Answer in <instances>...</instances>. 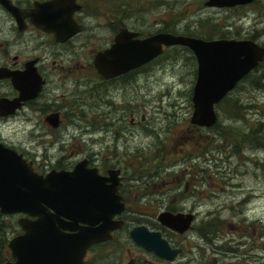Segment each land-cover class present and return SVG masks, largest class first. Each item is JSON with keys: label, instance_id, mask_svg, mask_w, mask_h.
<instances>
[{"label": "rangeland", "instance_id": "rangeland-1", "mask_svg": "<svg viewBox=\"0 0 264 264\" xmlns=\"http://www.w3.org/2000/svg\"><path fill=\"white\" fill-rule=\"evenodd\" d=\"M204 1L158 0V6L152 0H128V4L143 6V12L136 16L146 24L175 21V30L183 33L194 31L203 37L248 36L251 15L241 22L237 10L205 6ZM259 39L264 40V31ZM144 70L136 90L128 85L122 91L128 108L134 110L137 106L139 112L138 123L132 126L128 123L122 140L102 138V123L110 120L105 118L110 103L104 102L93 108L96 128L93 138L85 133L84 140L55 139L46 124L38 125L35 120L23 118L0 119V132L40 169L48 167L49 161L56 164L61 159L70 163L90 154L95 162L106 161L121 167L127 185L135 193L143 191L158 198L166 196L172 186L180 185L174 193L187 186L185 199L171 201L170 206L197 210L195 231L210 226L218 230L214 236L208 235L214 238L212 244L200 237L201 247H216L225 243V239H233L238 254H229L227 244L217 253L210 247L202 250L192 239L195 244L191 248L186 245L185 251L189 253L180 264H192L190 261L195 264L201 258L213 262L214 257L220 264H264V237L258 236L264 227V64L228 94L245 106L241 109L242 117L229 119L224 105L217 106V129L197 128L190 122L197 62L189 49L170 48ZM167 206L145 200L132 204L128 206L130 224L151 225L155 222L152 214L158 215ZM1 216L4 223L13 225L8 229L10 234L21 231L18 219L22 214L1 212ZM130 224L119 229L115 239L95 248L97 253L103 252L105 264H149L151 256L145 254L141 259L135 256L139 250L130 236ZM255 228L257 233L252 231ZM248 252L251 259L245 260Z\"/></svg>", "mask_w": 264, "mask_h": 264}, {"label": "flooded vegetation", "instance_id": "flooded-vegetation-1", "mask_svg": "<svg viewBox=\"0 0 264 264\" xmlns=\"http://www.w3.org/2000/svg\"><path fill=\"white\" fill-rule=\"evenodd\" d=\"M55 1L56 4H54ZM65 1L71 9L73 8L70 11L72 16V18L70 17L72 19L71 25L69 21H64V13L61 8L64 0H9L14 10H8L6 6L0 3V100L8 103V106H4L0 110V119L23 118L27 121L35 120L38 125L44 123L49 132L56 136L55 139L69 137L70 140H84L85 133H88V137L93 138L96 129L93 123L95 120L93 108L95 105L99 106L104 102L106 105L110 103V108L105 113L106 120L108 117L110 120L102 123V138H112L114 141L122 140L123 136H126L128 123L130 126L136 125L138 123L136 118L139 115L137 106L134 107V110L128 108L127 100L122 92L123 89L125 88L124 91H126L127 86L131 85L132 89L136 90L138 78L141 77L145 71L144 69L152 65L166 50L181 46L193 53L189 47L184 45H164L162 53L153 60L127 72L112 77H104L98 69L97 56L110 49L116 38L124 31H126V34H131V40L145 39L160 32H168L174 35L198 37L205 40H251L264 47V42H262L264 40L259 39L264 31V0H251L234 6H210L207 5L209 0L203 2L205 6L209 7L237 10L241 13L237 12L238 15L242 16L241 22L251 15L249 17L251 20L249 29L251 31L248 29L249 31L246 32L248 36L245 37H226L225 35L221 37H203L194 31L183 33L175 30V21L173 23H163L162 25L158 21L146 24L143 18L136 16L143 12V6H130L128 0ZM156 2L158 3V0H152L153 4ZM183 7H185L184 4ZM257 7H260L261 10ZM69 25L72 30L64 32ZM193 55L197 62L194 53ZM262 63H264V60L247 76L259 72ZM110 64L112 65V63ZM143 117L141 111V118L143 119ZM192 125L197 128L202 127L196 124ZM0 142L17 150L27 158L26 154L12 145L11 141L2 132H0ZM110 149L112 151L111 146ZM60 152H65L64 147L60 149ZM29 161L33 163L34 169L40 174H46L52 169L73 170L82 161L87 162V168H96L98 174L103 177L109 176L110 170H118L117 195L120 197L121 202L126 205L124 212L117 216V218L124 220V225L120 229L127 227L131 222L128 216V206L139 202L144 203V200L146 203H167L168 206L165 210L159 213L163 211H170L175 214L194 213L195 216L191 226L184 232H179L162 224L158 218L159 213L158 215L157 213L152 214L155 222H152L151 225L143 223L129 225L132 229L138 225H145L153 231H160L171 249L179 250L173 259H166L154 251L137 245L136 248L139 252H135V256L138 259L144 257L145 254L151 256L150 261L147 259L149 264H180L179 262L184 260L189 253L188 250L185 251L186 245L191 248L195 244L192 239H196L199 248L202 250L210 247L213 253H217L223 244H227L226 250L229 254L233 253V256L238 254V247L234 246L233 239L229 241L225 239V243L217 244L216 247L213 245L201 247L200 237L205 238L208 243L212 244L214 238L208 235L213 234L214 236L218 230L213 231L204 228L195 231L194 222L198 218L197 210L170 206L171 201L185 199L187 186L179 193H174V190L178 189L180 185L172 186L168 189L166 196L154 198L143 191L135 193L127 185V178L121 167L112 166L107 164L106 161L104 163L95 162L90 154L70 163H64L61 159L56 164L49 161L48 167L42 169L36 167L34 161ZM110 183L112 182L108 181V184ZM118 230L114 232L113 239L116 238ZM130 231L131 229L129 233ZM252 231L255 233L256 228ZM194 232L197 233L196 236ZM263 234L264 227H261L258 236L264 237ZM110 240L91 246L87 251L83 264H105L101 258L103 252L97 253L95 248L106 244ZM254 248V245H252V249ZM250 256L251 254L248 252L245 260H250ZM132 258L134 259V257ZM208 260H202L201 258L194 263L220 264L216 257L213 258V262ZM190 262L193 264V261Z\"/></svg>", "mask_w": 264, "mask_h": 264}, {"label": "water", "instance_id": "water-1", "mask_svg": "<svg viewBox=\"0 0 264 264\" xmlns=\"http://www.w3.org/2000/svg\"><path fill=\"white\" fill-rule=\"evenodd\" d=\"M249 1L209 0L207 5L234 6ZM0 3L14 10L9 0ZM61 8L64 21L71 25L73 8L65 0ZM70 25L64 32L72 30ZM130 37L124 31L110 49L98 54L101 74L112 77L141 66L159 56L164 45L189 47L198 63L191 123L207 128L219 122L218 104L264 60V47L251 40H205L168 32L145 39ZM4 106L8 103L0 100V110ZM86 163L79 162L73 170L40 174L22 153L0 142V210L6 215L22 214L18 219L21 232L7 243L13 259L2 264H83L91 246L114 238V231L124 225L117 216L126 209L117 195L119 172L110 170L103 177ZM194 216L163 211L158 218L167 227L184 232ZM130 236L166 259H173L179 251L171 249L160 231L145 225L131 229Z\"/></svg>", "mask_w": 264, "mask_h": 264}, {"label": "trees", "instance_id": "trees-1", "mask_svg": "<svg viewBox=\"0 0 264 264\" xmlns=\"http://www.w3.org/2000/svg\"><path fill=\"white\" fill-rule=\"evenodd\" d=\"M263 64L264 63H262V66H263ZM247 77H245L243 79V81L246 80ZM257 83H258V81H257ZM256 85H258V84H256ZM229 95L224 98V100L220 103V105H224V110H225L226 114L228 115L229 119L234 120L237 117H242L241 109L244 108L245 106L241 103L239 104L237 99L232 98ZM218 125H219V122L211 128L217 129L216 127ZM244 133H246V132H244ZM255 145L257 146L258 144H255ZM233 150L236 151L237 149L234 148ZM1 217L2 216H1V210H0V264H2L5 260L10 258V256H11L7 243H8L9 238L12 236V233L10 234L8 229L13 227V225H11V224L4 223L3 220L1 219ZM207 230L216 231V229H213L211 226L208 227ZM13 231L16 232V229H14ZM5 233L7 235L6 237L4 236Z\"/></svg>", "mask_w": 264, "mask_h": 264}]
</instances>
